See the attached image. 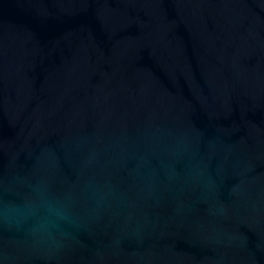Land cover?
Masks as SVG:
<instances>
[{
    "label": "water",
    "instance_id": "water-1",
    "mask_svg": "<svg viewBox=\"0 0 264 264\" xmlns=\"http://www.w3.org/2000/svg\"><path fill=\"white\" fill-rule=\"evenodd\" d=\"M0 264H264V0H0Z\"/></svg>",
    "mask_w": 264,
    "mask_h": 264
}]
</instances>
